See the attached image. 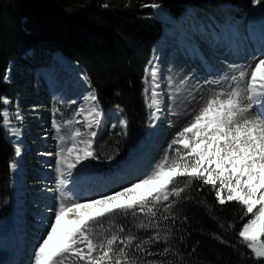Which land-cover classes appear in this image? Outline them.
I'll list each match as a JSON object with an SVG mask.
<instances>
[{
  "label": "trees",
  "instance_id": "16d2710c",
  "mask_svg": "<svg viewBox=\"0 0 264 264\" xmlns=\"http://www.w3.org/2000/svg\"><path fill=\"white\" fill-rule=\"evenodd\" d=\"M223 1L240 11L252 3ZM153 3L175 20L193 7L195 18L204 23H209L216 15L214 9L220 8L218 0H0V113L4 109L3 98L10 93L11 85L4 79L10 64L23 62L30 50L59 51L86 71L104 111L117 106L123 109L127 136L108 127L96 142L98 153L106 155L105 167H120L130 149L146 135L149 112L143 79L152 48L167 27L157 15L159 7H143ZM2 123L0 116V218L12 212L16 189L11 167L17 160ZM109 159L113 167L107 164ZM186 179L177 177L175 186H182ZM198 188L199 182L193 181L179 199L169 197L168 202L176 200L171 210L175 219L163 221L159 229L136 228L140 220L147 223L151 217L129 214L105 218L104 228L96 227L95 232L99 235L105 229L115 231L124 226L140 238H147L159 231L162 237L167 236V242L162 239L150 245L151 251L159 253L165 247L170 251L147 259L160 260L162 264H264V258L255 257L238 237L251 214L241 220L243 212L237 202L221 205L210 186L197 191ZM168 202L155 205L161 209L158 217Z\"/></svg>",
  "mask_w": 264,
  "mask_h": 264
},
{
  "label": "snow or ice",
  "instance_id": "6c2138e0",
  "mask_svg": "<svg viewBox=\"0 0 264 264\" xmlns=\"http://www.w3.org/2000/svg\"><path fill=\"white\" fill-rule=\"evenodd\" d=\"M260 2L252 0L253 4ZM143 7L156 8L159 5L153 3ZM8 72L10 69L5 73V80L9 78ZM146 73L152 78L151 103L148 107H155L151 116L156 118L161 111L157 99L159 93L155 90L160 87L156 82L158 69L153 66L150 72L146 69ZM246 78L245 87L241 88L240 84ZM232 80L236 81L234 86L221 87L216 91L193 121L173 138L169 149L173 145H181L184 152L181 154L178 147L177 157L171 163L166 151L150 171L128 186L111 194L101 193L98 198H89L83 203L76 200L69 204L61 199L47 209L49 216L40 220L43 231L29 264H162L160 260L147 259L163 256L170 251L167 247L159 253L151 251L150 245L162 239L167 242V236L162 237L159 231H154L147 238H140L124 226L115 231L105 229L99 235L95 228H104L105 218L115 215L137 217L143 214L151 219L147 223L140 220L136 228L145 231L149 228L159 229L163 221L175 219L171 210L176 200L168 202L169 197L179 199L191 188L193 181L200 184L197 191L210 186L221 205L237 202L243 212L241 220L251 214L242 224L238 237L242 238L255 257L264 258V52L249 63L247 71H241ZM149 90L146 87L145 93ZM84 100L92 104L87 109L82 106L77 109L75 115L85 112L87 115H84L82 122L77 120L75 123H82L89 131L82 132L80 127H75L67 141L64 137L60 138L62 144L55 153L60 186L68 183L65 177H71L77 165L97 158L92 150V140L97 135L93 129L100 123V110L95 103L97 96L90 91ZM3 103L10 102L3 98ZM252 111L255 112L253 118L241 119L245 113ZM0 116L3 127L8 128L9 112L4 110ZM16 118L22 119L18 114ZM67 123L71 125L73 121ZM119 124L126 126L127 122L120 120ZM53 127L60 130L55 121ZM11 131L13 135H19L18 129ZM177 177L188 179L183 181L182 186H175ZM146 186L150 191L142 194L140 190ZM57 191H62V188ZM161 202L168 203L164 204L158 217L161 209L155 208V205ZM66 217L68 224H76L77 227L63 226L62 220ZM54 239L57 241L55 246H50Z\"/></svg>",
  "mask_w": 264,
  "mask_h": 264
},
{
  "label": "rangeland",
  "instance_id": "374dc122",
  "mask_svg": "<svg viewBox=\"0 0 264 264\" xmlns=\"http://www.w3.org/2000/svg\"><path fill=\"white\" fill-rule=\"evenodd\" d=\"M218 1L220 8L214 9L217 13L216 17L212 18L208 26L196 24L194 20L195 9L193 8H189L187 14L176 21H173L161 9L157 10L158 16L168 22L165 31L169 32L172 36L171 40L174 42L167 48L160 50V52L158 51L156 57L153 52L152 61H154V64L151 67V64L148 66L149 72L153 66L158 69L156 82L159 83L160 87L155 90L159 93L157 99L160 101L159 108L161 111L157 113L156 118H153L151 113L156 109L155 107L149 108L148 138L146 136L142 142L143 145L141 144L140 147L137 146L130 151L127 158L128 163L124 168L117 169L119 172H116L112 177L103 178L105 176L95 173L92 169L91 159H89L81 165H77L71 177H65L68 180L67 184L59 185L60 176L56 170L58 157L55 153L60 150L62 144L60 138L64 137V140L67 141L70 132L75 127H80L82 132L89 131L83 127L82 123H75L77 120L82 122L84 115H87V113L85 112L79 116L75 114L79 107L82 106L87 109L91 106L92 102L88 101L89 105L84 101V97L90 91L93 92V89L88 87V89L76 94L74 87L71 86L72 81L70 87H67L68 90L64 92L62 90L52 91L51 89V84L63 85L70 80V69L77 70L75 63L64 57L60 52L43 51L35 53L29 51L23 56V62L10 64L7 69H10V72H8L9 78L5 80L11 85L9 96L5 97L10 103H4V110L9 112V126L5 130L13 145L19 142L22 145L19 148L18 161L13 167L14 182L17 189L15 208L20 216L18 219L20 222H14L11 218L0 220V261L2 264H8L9 255L19 248L16 243L21 244L19 248L21 249V260L23 261H21V264H29L33 249L38 238L42 235L43 229L40 220L41 218L46 219L49 216L47 209L52 208L61 199H65V202L69 204L76 200L83 203L90 198L89 193L94 191V188L99 187L101 183L105 187H103L104 190L98 193L111 194L116 189L119 190L128 186L131 182L136 181L150 171L165 155L167 145L171 143L177 133L188 126L193 121L194 116L199 114L200 109L206 105L208 98L221 87L230 88V86H234L236 81L232 80V77L238 76L241 71H247L249 63L260 57L261 53L264 52V39L260 36L258 25H264V0H261L259 4L251 3L250 8L247 10L238 12L234 10L232 14L229 13L232 9L230 4L224 3L223 0ZM183 19L184 24L181 26L182 30H180V22ZM252 19H254L253 22ZM251 22L252 27L250 28ZM254 27H257L254 31V33H258L257 36L252 34V28ZM183 31L191 37L197 38L206 48L216 45L212 41L213 39L218 42L219 50L213 55L215 59L214 66H209L210 68L207 70L204 65L205 70L208 71L206 75L201 73L193 79L194 76L191 77L192 75L189 76L187 72L179 69L180 62L173 59L172 53L175 52L176 42L184 37V35L182 37ZM186 51L191 52L187 49ZM77 72L81 78H85L86 75L83 74L81 69ZM183 74L187 76V80L182 79ZM217 81L219 83H216ZM246 82L247 78L244 82H241V88L245 87ZM145 84L150 89L147 94L145 93L149 105L151 103L152 88V78L149 73H147ZM73 101L76 103H73ZM95 103L100 110V123L95 125L93 129L97 133L92 142L93 152V145L105 130L106 124H110L112 131L125 132L124 126L119 124L120 120L125 121L121 110L111 109L103 112L98 102ZM17 114L22 119H17ZM254 115V111L252 113L248 112L241 119H251ZM69 120L73 121L71 125L67 123ZM53 121L59 126V131L53 127ZM163 127H167L169 139H167V144L165 143L161 148L155 149L154 140L158 137V132H162ZM11 129H18L19 135H13ZM146 144L150 145L147 146ZM181 147H179L180 152L183 154V148ZM177 148L174 149L172 154H168L169 163L172 162V158L176 159ZM150 152H152L153 157L155 156L153 160L143 161L149 156ZM99 153L103 158L95 154L97 157L95 162L97 163L95 167L97 172L105 169L102 162L106 160L105 153L101 151ZM142 161V173L132 177L130 170ZM113 184L114 187H111ZM106 185H110V187ZM58 188H62V191H57ZM140 191L143 194L150 191V188L146 186ZM98 197L99 195L95 196V198ZM66 221H68L67 217ZM18 226L23 227L24 235H26L24 240L18 239V230H20L17 228ZM72 226L73 224L66 225V227ZM19 240L24 244L19 243ZM56 242V239H54L50 242V246H54Z\"/></svg>",
  "mask_w": 264,
  "mask_h": 264
},
{
  "label": "bare ground",
  "instance_id": "6f19581e",
  "mask_svg": "<svg viewBox=\"0 0 264 264\" xmlns=\"http://www.w3.org/2000/svg\"><path fill=\"white\" fill-rule=\"evenodd\" d=\"M186 23V22H185ZM184 24V19L180 22V30H182V25ZM259 27H258V30H259V33H260V36L264 39V30L262 31V29H263V27H264V25H258ZM254 31H255V27L254 28H252V34L253 35H255V36H257V32H255L254 33ZM183 35H184V37H183ZM171 37L172 36H170V34H169V32L168 31H164V34L160 37V39H159V44H158V46H156L155 48H154V55H155V57L157 56V53H158V51L160 52V50H163V49H165V48H167L169 45H171L172 43H174L172 40H171ZM182 37L183 38H181L178 42H176V47H175V52H173L172 53V57H173V59L174 60H177V61H179L180 63H179V65H178V67H179V69H182L184 72H187L188 73V75L189 76H191V77H193V79L195 78V76L197 77V76H199V74H207L208 73V71L207 70H205V68H204V65L205 66H211V67H213L214 66V61H215V59H214V57H213V55L216 53V52H218V50H219V44H218V42L216 41V40H214L213 38V40L212 41H214L215 43L214 44H216V45H213L211 48H206L205 46H204V44L203 43H201L197 38L195 39V38H193V37H191L189 34H187V32H185V31H183L182 32ZM211 37H213V36H211ZM185 47H187L186 49L187 50H190L191 52H187L186 51V49H185ZM201 56V57H200ZM198 60H199V62H198ZM217 62V61H216ZM154 64V61H152V63H151V65H150V67L152 66ZM216 64V63H215ZM75 66L77 67V70H79L80 68H79V66L77 65V64H75ZM216 66V65H215ZM77 70L75 69H70V80L66 83V84H63V85H59V84H51V89H52V91L54 90V91H56V90H62V92H64V91H66V90H68V88L67 87H70V85H71V81L73 82V84L71 85V86H73L74 87V90H75V93L76 94H78V93H80L82 90H86V89H88V87L90 88V85H89V81H88V79L86 78V76H85V78L83 79V78H81V76L80 75H78L77 73ZM84 74V73H83ZM182 79H184V80H187V76L185 75L184 76V74H183V76H182ZM192 79V80H193ZM192 80H191V82H192ZM91 90V89H90ZM94 92V91H93ZM62 94V93H61ZM67 94V93H66ZM74 94V93H73ZM89 94V93H88ZM88 94H85V97L88 95ZM77 96V95H76ZM85 102H87L89 105H90V103L88 102V101H86V100H84ZM253 112V111H252ZM251 112V113H252ZM119 115V114H118ZM254 117V116H253ZM116 118V117H115ZM118 119V118H117ZM164 124V123H163ZM153 131V130H152ZM150 132V131H149ZM151 134V133H150ZM154 135H155V133H154ZM168 129H167V127H163V129H162V132H158V137L154 140V147H155V149H158V147H162L166 142H167V139H169L168 138ZM153 136V135H152ZM151 136V137H152ZM92 142H93V140H92ZM152 143V142H151ZM145 144V143H144ZM167 144V143H166ZM14 145L16 146V148H21V144H20V142L19 143H14ZM143 145V144H142ZM147 145V144H146ZM150 144H148L147 146H149ZM146 148V147H145ZM151 148V147H150ZM160 150H162V149H160ZM159 150V151H160ZM145 151V150H144ZM151 151V150H150ZM26 153V152H25ZM158 154H159V152H158ZM155 157V156H154ZM153 155H152V152H150V154H149V156L147 157V158H145L143 161H147V159H150V160H153ZM143 159V158H142ZM149 160V161H150ZM143 161L140 163H135L137 166H133L132 167V169L130 170V172H131V176L132 177H136V176H138L139 174H141L142 172V168H143ZM148 161V162H149ZM128 174V173H127ZM114 178V177H113ZM131 178V177H130ZM93 179V178H92ZM99 181V180H98ZM102 182V181H101ZM119 182V181H118ZM93 184V183H92ZM107 184H109V183H107ZM120 185V184H119ZM119 185H118V187H119ZM106 186H108V187H110V185H106ZM95 187V186H94ZM103 187H105V186H103V184L101 183V185H99V187H97V188H94L93 190L94 191H92V192H90L89 193V197L90 198H95V196H97V195H100V193H98L99 191H101V190H104V188ZM111 187H114V184L113 185H111ZM117 190V189H116ZM20 218V216L18 215V213H17V210H16V208H15V211H14V213H13V216L11 217V220H13L14 222H16V221H19L18 219ZM20 222V221H19ZM22 222V221H21ZM62 225L64 226H66V225H68V224H66L67 223V221H66V218L64 219V220H62ZM21 224V223H20ZM75 227H77V225L76 224H73V226L72 227H70V228H75ZM18 229H20V230H18V233H19V235H18V239H21V240H24V238H25V236L26 235H24V232H23V227H21V226H18L17 227ZM19 243H22V242H19ZM51 246H53V245H51ZM55 246V245H54ZM20 248V247H19ZM16 249L14 252H13V254L15 255V259L16 258H19L20 260L19 261H17V262H21L22 260H21V255L20 254H18V252L20 251V249ZM0 255H1V252H0ZM1 260V259H0ZM0 264H2V262L0 261Z\"/></svg>",
  "mask_w": 264,
  "mask_h": 264
}]
</instances>
